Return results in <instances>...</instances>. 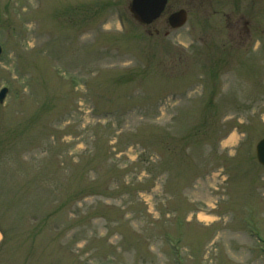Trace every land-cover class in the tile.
Listing matches in <instances>:
<instances>
[{
  "label": "rangeland",
  "instance_id": "374dc122",
  "mask_svg": "<svg viewBox=\"0 0 264 264\" xmlns=\"http://www.w3.org/2000/svg\"><path fill=\"white\" fill-rule=\"evenodd\" d=\"M130 2L0 0V264H264V0Z\"/></svg>",
  "mask_w": 264,
  "mask_h": 264
},
{
  "label": "water",
  "instance_id": "95a60500",
  "mask_svg": "<svg viewBox=\"0 0 264 264\" xmlns=\"http://www.w3.org/2000/svg\"><path fill=\"white\" fill-rule=\"evenodd\" d=\"M167 0H131L128 10L132 15L133 19L141 25H150L154 21L160 18L165 10ZM187 20V14L184 9H180L176 12L171 13L167 22L171 29H177L182 27ZM2 48L0 46V56ZM7 88L0 90V104L3 103ZM255 155L257 162L264 167V137L260 139L255 146Z\"/></svg>",
  "mask_w": 264,
  "mask_h": 264
},
{
  "label": "trees",
  "instance_id": "16d2710c",
  "mask_svg": "<svg viewBox=\"0 0 264 264\" xmlns=\"http://www.w3.org/2000/svg\"><path fill=\"white\" fill-rule=\"evenodd\" d=\"M2 236H3V240L0 243V253H2L4 251V249L6 248V243H7V239H8V231L7 230H3L0 229Z\"/></svg>",
  "mask_w": 264,
  "mask_h": 264
}]
</instances>
